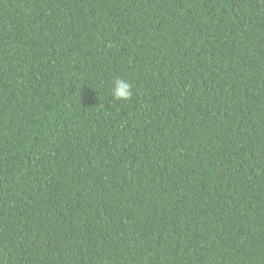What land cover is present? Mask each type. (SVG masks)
Masks as SVG:
<instances>
[{"label": "trees", "instance_id": "trees-1", "mask_svg": "<svg viewBox=\"0 0 264 264\" xmlns=\"http://www.w3.org/2000/svg\"><path fill=\"white\" fill-rule=\"evenodd\" d=\"M0 264H264V0H0Z\"/></svg>", "mask_w": 264, "mask_h": 264}, {"label": "clouds", "instance_id": "clouds-1", "mask_svg": "<svg viewBox=\"0 0 264 264\" xmlns=\"http://www.w3.org/2000/svg\"><path fill=\"white\" fill-rule=\"evenodd\" d=\"M132 84L121 77L112 82L111 95L115 100H130L132 98Z\"/></svg>", "mask_w": 264, "mask_h": 264}]
</instances>
